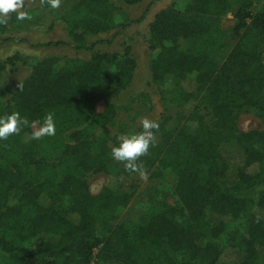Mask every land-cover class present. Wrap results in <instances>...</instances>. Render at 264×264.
Wrapping results in <instances>:
<instances>
[{"label":"trees","instance_id":"16d2710c","mask_svg":"<svg viewBox=\"0 0 264 264\" xmlns=\"http://www.w3.org/2000/svg\"><path fill=\"white\" fill-rule=\"evenodd\" d=\"M140 1L65 0L59 14L71 41L33 46L66 47L82 58L62 64L56 56L27 58L29 74L7 99L17 55H0V116L19 112L42 123L51 112L56 123L51 137L31 140L32 129L24 128L0 141L4 264H264V0L255 13L257 0H178L141 32L148 92L141 95L152 106L156 96L175 107L172 127L163 114L156 120L158 141L141 161L147 170L157 168L177 205L156 201L138 221L116 223L134 188L125 187L132 173L110 157L118 139L110 145L105 131L141 61L138 41L127 37L113 49L107 36L116 29L117 2ZM147 2L127 24L143 22L160 0ZM228 14L232 46L220 28ZM246 111L263 129L239 128ZM224 152L235 157L221 163ZM88 174L105 176L97 194Z\"/></svg>","mask_w":264,"mask_h":264},{"label":"rangeland","instance_id":"374dc122","mask_svg":"<svg viewBox=\"0 0 264 264\" xmlns=\"http://www.w3.org/2000/svg\"><path fill=\"white\" fill-rule=\"evenodd\" d=\"M64 1L65 0H61V4H63ZM176 2H178V0H160V2L153 5L148 14H145V20L139 24L127 23L128 21L136 20L142 16L148 3L147 0H141L134 6H126L121 2H117L118 9L114 13V24L116 29L107 37L114 41V46H111L113 49H121V44L127 37L133 38L136 42L138 41L134 49L136 56L141 61V67L135 75L132 85L129 87L130 93L128 94L131 95L134 93L132 98L129 99V95L119 96V107L116 110L114 123L108 126L105 131V135L109 138L110 145L112 141L117 139L120 135L132 132L134 129L141 127L140 121L143 118L156 121L159 116L163 114L164 117H168L170 120L167 124L168 128L172 127L174 124V105L168 103L164 98L159 99V97L153 96L155 105L152 106L149 99L141 95L142 93H148L145 92L147 89H144L142 84L145 80L146 73L145 67L147 62L145 56L147 54V48L146 44L144 45L142 43L141 32L145 30L146 25L152 20L155 13ZM261 3L262 0H257L255 2L252 13L258 10ZM24 10L30 14L32 17L31 20L18 22L15 19V14H13L6 26H0V29L4 30V33H0V55L2 57L17 55V60L8 69L7 92L2 96L4 99H7L9 93L14 91V87L17 83L28 76L30 69L25 64L27 58L56 56L61 64L65 62V59L82 58V55H75L70 50H67L68 48L66 47L57 48L60 50L54 51L51 50V48H36L33 46L50 41H71L64 29L65 24L60 20L59 10L56 12V10L49 7H41L39 5V0H25ZM233 26L234 22L231 14L222 18L220 22V28L223 32L222 36L224 41L230 46L234 45L236 42V38L233 35ZM6 37H10V39L14 40H24L25 43L4 42ZM87 42L89 43L90 40ZM200 109L201 113L206 117V121L210 122L211 117L209 112L203 110V107H200ZM239 128L244 132H249L261 130L263 126L253 112L246 111L240 115ZM156 137L157 142V134ZM53 157L54 156L50 159ZM234 157V154L231 152H224L221 153L219 161L221 163H228L232 161ZM111 170H114V168L111 167ZM147 171L149 173L147 181L141 180L136 173H132L126 179L125 187H127L126 189H128V186L134 188L128 189L129 191H133V196L116 223H132L138 221L141 217L149 213L156 201H165L166 204L177 205L164 179L157 175V168L155 167ZM85 178L93 194H97L100 191L102 183L105 181L104 174H88ZM94 254H96V250ZM0 264H4V260L1 257Z\"/></svg>","mask_w":264,"mask_h":264},{"label":"clouds","instance_id":"9594fccd","mask_svg":"<svg viewBox=\"0 0 264 264\" xmlns=\"http://www.w3.org/2000/svg\"><path fill=\"white\" fill-rule=\"evenodd\" d=\"M41 7H49L59 10L61 0H39ZM25 0H0V26H6L13 14L18 22L31 20L30 14L24 10ZM141 131L134 134H122L118 139V145L111 148L110 157L123 165L127 173H136L143 181H147L149 173L145 168L141 157L149 154V149L156 143V133L159 131V123L155 120L143 118L140 121ZM24 128H31V140H41L56 134L54 114L49 112L40 121L30 122L26 117L22 118L19 112H12L0 116V141H6L9 137L19 135Z\"/></svg>","mask_w":264,"mask_h":264}]
</instances>
